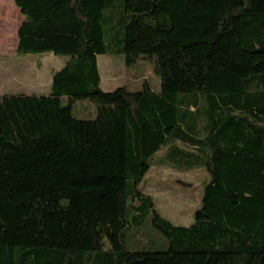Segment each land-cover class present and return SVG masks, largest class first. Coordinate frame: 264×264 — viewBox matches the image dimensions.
I'll list each match as a JSON object with an SVG mask.
<instances>
[{
	"label": "trees",
	"instance_id": "trees-1",
	"mask_svg": "<svg viewBox=\"0 0 264 264\" xmlns=\"http://www.w3.org/2000/svg\"><path fill=\"white\" fill-rule=\"evenodd\" d=\"M13 2L16 52L67 60L48 94L0 95V264H264V0ZM109 52L159 91H103ZM162 149L207 172L191 224L138 189Z\"/></svg>",
	"mask_w": 264,
	"mask_h": 264
},
{
	"label": "rangeland",
	"instance_id": "rangeland-1",
	"mask_svg": "<svg viewBox=\"0 0 264 264\" xmlns=\"http://www.w3.org/2000/svg\"><path fill=\"white\" fill-rule=\"evenodd\" d=\"M18 15L24 16L19 10ZM18 15L0 6V95H45L50 76L62 68L67 57L51 52L17 53ZM37 62L40 63L39 67L36 66ZM97 62L100 88L105 92L122 86L139 91L144 82L154 91L160 89L159 73L148 59L140 58L127 67L121 53L109 52L99 55ZM62 102L68 103L66 98ZM199 110L198 134L202 136V127L206 123L204 102H201ZM72 113L79 119H92L95 117V105L88 100L74 101ZM176 145L188 148L180 143ZM164 151L162 149L149 158L151 167L138 184V189L152 197L157 212L165 219L175 225L191 224L194 212L200 205L203 186L208 179L207 172L203 167L180 170L163 165Z\"/></svg>",
	"mask_w": 264,
	"mask_h": 264
},
{
	"label": "crops",
	"instance_id": "crops-1",
	"mask_svg": "<svg viewBox=\"0 0 264 264\" xmlns=\"http://www.w3.org/2000/svg\"><path fill=\"white\" fill-rule=\"evenodd\" d=\"M0 6L1 7H4L5 9H8V10H10L12 13H16L17 15H18V8L16 7V5L14 4V2H13V0H0ZM20 11V10H19ZM19 16V20H20V22H19V25H20V23L21 22H23L24 20H25V17L24 16H21V15H18ZM18 25V26H19ZM36 66L37 67H39L40 66V63L39 62H37L36 63ZM99 70V69H98ZM99 74H100V72H99ZM51 77H52V75L50 76V80H49V88H50V81H51ZM48 78H49V76H48ZM101 78V77H100ZM49 88H48V90H47V92H46V94H48L49 93Z\"/></svg>",
	"mask_w": 264,
	"mask_h": 264
},
{
	"label": "water",
	"instance_id": "water-1",
	"mask_svg": "<svg viewBox=\"0 0 264 264\" xmlns=\"http://www.w3.org/2000/svg\"><path fill=\"white\" fill-rule=\"evenodd\" d=\"M131 264H142V262H140V261H135V262H133V263H131Z\"/></svg>",
	"mask_w": 264,
	"mask_h": 264
}]
</instances>
